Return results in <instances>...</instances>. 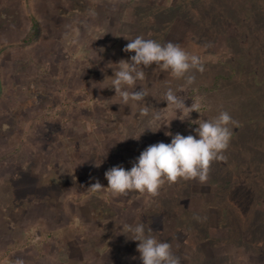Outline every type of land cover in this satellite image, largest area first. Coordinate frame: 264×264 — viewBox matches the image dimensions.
<instances>
[{
    "label": "rangeland",
    "instance_id": "rangeland-1",
    "mask_svg": "<svg viewBox=\"0 0 264 264\" xmlns=\"http://www.w3.org/2000/svg\"><path fill=\"white\" fill-rule=\"evenodd\" d=\"M59 1L0 0V100L2 105L12 103L9 108L16 114L26 101L29 104L23 118L7 123L6 138L0 137V157H10L13 149L23 152L13 153L19 165L27 162L25 151L30 158L28 168L14 170L19 189L12 179L8 181L13 202L7 200L9 195L2 202L6 218V229L0 230L2 255L21 264L41 263L40 257L48 253L40 252L48 246L44 236H62L47 225L58 226L59 207L70 217L78 205L89 201V209L97 211L102 205L108 211L109 200L114 208H131L122 195L113 197L106 188L93 192L89 187L113 166L130 169L146 148L142 136L134 139L146 122L138 114L134 118L138 106L122 104L114 90L104 86L113 64L134 55L123 51L128 39L140 35L179 44L198 54L204 64L202 73H194L195 83L178 92L186 106L198 102L199 113L193 111L184 121L173 119L155 133L145 130L148 146L170 143L166 132L195 136V123L210 120L221 110L238 122L225 159L211 163L207 182H165L144 223L159 227L163 218L167 221L166 230L172 233L164 235L174 238L172 250L181 264H264V0L78 1L70 4L72 10L81 12L77 30L68 26L62 33L58 22V33L51 40L46 37V26L38 24L37 35L28 40L34 21L49 13L56 16L47 4L57 6ZM69 10L61 11L74 17ZM106 46L109 52L100 54L98 49ZM96 68H102L101 74ZM103 68H110L109 73ZM144 71L145 79L137 83V90L144 87L148 95L140 106L160 109L161 122L167 124L172 113L163 109L166 102L161 99L168 73L160 72L155 64ZM182 83L173 81L171 86L176 89ZM7 110L0 107V133ZM156 133L160 136L155 142ZM4 161L0 158V179ZM99 183L107 187V181ZM65 186L66 200L58 203ZM47 207L55 210L51 220L40 214ZM16 220H26L19 225L25 228L8 236L7 225ZM77 222L67 223L68 235L79 237L89 230L85 220ZM96 222L110 225L101 215ZM10 249L14 252H7ZM52 255L56 257L54 251Z\"/></svg>",
    "mask_w": 264,
    "mask_h": 264
},
{
    "label": "clouds",
    "instance_id": "clouds-1",
    "mask_svg": "<svg viewBox=\"0 0 264 264\" xmlns=\"http://www.w3.org/2000/svg\"><path fill=\"white\" fill-rule=\"evenodd\" d=\"M90 14L94 16L95 12ZM128 41L123 51L133 52L134 55L128 60L121 59L113 64L115 67H111L112 75L107 76V87L114 90L115 96L122 104H136L139 117L146 118L144 126L134 139H138L145 130L155 133L173 119L184 121L193 111L199 113L200 104L192 102L190 106H186L185 99L178 92L195 83L194 73L204 71L201 57L171 41L161 43L140 35ZM152 64L169 76L161 99L166 102L163 109L172 113L167 124L161 122L163 114L160 109L140 106L148 93L144 88L137 90V83L145 79L144 69ZM173 81L183 83L174 89L171 86ZM195 124V136L166 132L165 135L171 136L170 143L158 142L147 146L135 158L130 169L126 170L117 165L104 173L107 187L97 181L89 189L99 192L106 188L113 197L132 191L155 196L165 182L175 183L178 179L196 180L201 184L207 182L211 163L225 159L224 152L229 147L238 122L228 111L221 110L214 118L199 119ZM129 137L133 138L131 135L127 136ZM121 234L131 241L138 242L136 250L141 264H181L180 257L172 250V245L152 235V230L141 220L134 224H123Z\"/></svg>",
    "mask_w": 264,
    "mask_h": 264
},
{
    "label": "crops",
    "instance_id": "crops-1",
    "mask_svg": "<svg viewBox=\"0 0 264 264\" xmlns=\"http://www.w3.org/2000/svg\"><path fill=\"white\" fill-rule=\"evenodd\" d=\"M78 1H82L85 3L89 2V0H61L57 4V6L47 4V6L50 8V10L53 12V14L54 15L56 14V16L50 15V13H49L48 15L45 14V18L43 20L42 19L36 20L39 25H41V26L43 25L44 27L46 26L45 27L46 37L49 36L50 39L52 40L54 37L53 34L56 35L58 33L56 31V26H58V22L60 23L59 24L60 28H58L57 30H60V32H62V33H63V31L66 30V28H68V26L73 27L75 30H77V25H79V23H80L78 21V19H79V15H81V12L78 13V10H76L75 7L72 10V6L70 4H72L74 6V5L78 4ZM90 2H97V0H90ZM47 6H46V8H47ZM46 8L44 7L45 10H46ZM68 9H70L69 11H73L74 17H67L65 15V13L62 14V11H65ZM76 14H78V15H76ZM42 22H43V24H42ZM64 27H66V28H64ZM42 33H43V31H42ZM71 34L74 36H77V34L75 32H72ZM108 49L109 48H107V46H106V48H99L98 51H100V54H101V52H109ZM20 56H21V54H20ZM96 69H97V73L101 74L102 68H96ZM104 69H106L104 71V73H109L108 70H110V68H103V70ZM95 70H93V74L96 73ZM106 81H108V82H106L104 86L106 87V89L111 90V88L107 87L109 84V80H106ZM3 103L4 102H1V100H0V107L7 108L8 113L5 117L2 118L3 120L5 119V121H4V123L1 124V133H0L1 135H0V137L6 138V135L3 133V131L7 128V126H8L7 123L13 122L12 119L14 121L18 122V119L20 118V116H22V118H23V116L25 114L24 113L25 108L28 107L29 104L26 101V103L24 104L26 106L23 108V110H21V112H17L18 114H16V112H15L16 110L9 108L10 104H12V103H9L8 105H2ZM124 112H126V111L124 110L122 112V114ZM137 112L134 115L135 119H138V117H137L138 113ZM141 136L143 137V138H141V139H143L142 144L146 145L145 147H147L148 146L147 141H146L147 135L145 133H143ZM159 136L160 135H158L156 133V136L154 137L155 142L157 141ZM14 152L18 153V152H22V151H16V150L13 151V149H11V151H10L11 156L10 157H8V155H5V157H0L1 159L5 158V161L3 162V164H5V165H3L5 168V172L1 175L2 179H0L1 180V182H0V230L6 229V226L3 227L4 226L3 223L5 222V224H6V218H5V213L3 211L4 209L2 207V202L7 201V200H10L13 202V199H12L11 194H10L13 192V188H12V184L10 186V182L8 183V181H10V179H12L11 183L14 182L17 189H19L18 181L15 180L17 178H16V176H14V170H17L19 168H24V167L28 168L30 165L29 152L25 151L24 161H27V162H25V163L23 162L20 165L17 163V160H15V158L13 157ZM9 159L11 162H9ZM121 159H122V157H121ZM122 161H123V159H122ZM8 170H10L11 172L8 173ZM105 172L106 171L102 172L101 179H97L98 181H100V182L107 181L106 179H104L105 178V176H104ZM11 176H14V179ZM67 186H68V184H67ZM67 186H65L64 187L65 189H63L62 192L57 196L56 201H58V203H61L62 201L66 200V194L68 192ZM8 195L10 198H8L6 200L5 198ZM74 197H76V196H74ZM122 197L127 202L131 203L130 209L118 208L117 206H116V208H114V207H112L111 201L109 200V201H107L108 206H106L107 209L109 208L108 211H106L105 206H103V205H102L103 209L101 211H97L92 206L89 209V207H88V205H90V201H89V202H86V205L83 207H81L83 203L80 206L78 205V207L75 208V212H73L71 217H70V215H67V213L59 207V209L56 211L57 215L59 217V220H58V226L59 227L57 225L53 226L52 222L47 223V225L50 228L53 227V228H51L52 230L60 231L59 233H62V236H60V239L57 238L56 235L54 236L55 231H53L54 234L52 235V237L51 236L47 237V235H46V237L44 236V239L47 238V240H49L48 246L42 247L40 252H44L47 250L48 253L43 255V257H40L41 263H39V264H141V260L139 259V253L136 250V246H137L138 242L131 241V240L127 239L125 235L121 234L122 225L125 223L134 224L138 220H141V219H142L141 222L144 223L145 213H147V212L150 213V211L154 207V205H155L154 203H156L157 199H156V196H154L155 197L154 199H148L147 197L136 196V195L133 196L129 192L126 195H122ZM81 200L82 199H80V202H81ZM30 201H31V198H30ZM35 201H37V199L33 200V202L31 203V207ZM85 201H83V202H85ZM87 208L89 210H87ZM54 212H55V210L52 207H47L46 210L40 211V214L45 216V217H48V220H51V218H53V214H55ZM98 215H101L102 219L106 218V222H107L106 224L110 223V225L109 226L108 225L107 226L106 225L101 226L100 224H97L98 222L95 223V218ZM73 216H75V217H73ZM71 218H74V221H72ZM78 219L79 220H82V219L85 220L86 227L89 230L86 231L85 235H84V233H82L79 237H72L71 235L67 234V232H68L67 231V223H68V225H70L71 222H72V224H73V222L76 223ZM3 220H4V222H3ZM22 221L23 220H16V222L11 221L10 222L11 224L7 225L8 227H7L6 234H8V236L14 235L18 231H21V229H24L25 226L22 228L19 227V225L24 223V221H26V220H24L23 222ZM60 221H63V223H61V225H59ZM166 222L167 221L164 220V218H163V223L160 222L161 224L159 227H158V225H155V227H154V225L149 227L147 223H145V225H146V227L148 226L152 230V235H155L160 240L164 239L167 242H169L172 246H174V241H173L174 238L172 239V236H170V238H168V235L170 233H172V230L170 228H169L170 229L169 231H167L168 229L166 230V228L169 227V224L166 225ZM93 223H95L96 226ZM165 231L168 232V235H164ZM76 232H78V231H76ZM179 234L183 235L181 231ZM180 235H179V239H180ZM4 236L5 235H3L2 238ZM64 238H65V240H64ZM179 241H181V239ZM78 242H80L81 245ZM72 243L74 245H72ZM82 245H84V246H82ZM3 247L4 246L0 244V264H21V262L17 259L13 260L12 258H10V257L8 258L7 256H5L4 254L2 255ZM53 251L56 253V257H55V258H57L56 261H53V259H52L55 256V255H52ZM7 252H14V251L10 249ZM91 253L92 254L94 253L95 256H90ZM97 256H99V257H97ZM47 261H48V263H47Z\"/></svg>",
    "mask_w": 264,
    "mask_h": 264
},
{
    "label": "trees",
    "instance_id": "trees-1",
    "mask_svg": "<svg viewBox=\"0 0 264 264\" xmlns=\"http://www.w3.org/2000/svg\"><path fill=\"white\" fill-rule=\"evenodd\" d=\"M38 23L36 21H34V23L32 24V27L28 33V40H32L38 32Z\"/></svg>",
    "mask_w": 264,
    "mask_h": 264
}]
</instances>
